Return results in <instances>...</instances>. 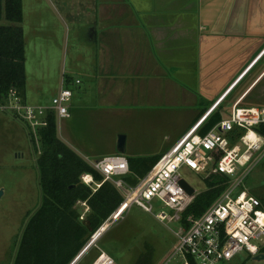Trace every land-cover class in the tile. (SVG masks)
<instances>
[{"label": "crops", "instance_id": "crops-1", "mask_svg": "<svg viewBox=\"0 0 264 264\" xmlns=\"http://www.w3.org/2000/svg\"><path fill=\"white\" fill-rule=\"evenodd\" d=\"M36 1L42 8L33 12L49 16L48 30L62 28L71 45L35 46L33 58L41 63L35 84L24 28L25 101L49 106L63 87L72 89L70 117L57 118V134L84 159L85 151L100 159L118 154V139L98 152L77 136L80 124L97 125L104 118L108 126H140L144 141L171 137L167 151L160 146L142 155L128 154L125 137L127 159L153 160L196 125L203 129L213 104L232 86L221 106L239 88L234 103L240 98L241 105L249 101L248 108L264 103V0ZM10 115L0 112V142L10 133L24 157L29 137Z\"/></svg>", "mask_w": 264, "mask_h": 264}, {"label": "built area", "instance_id": "built-area-1", "mask_svg": "<svg viewBox=\"0 0 264 264\" xmlns=\"http://www.w3.org/2000/svg\"><path fill=\"white\" fill-rule=\"evenodd\" d=\"M76 86L81 84L76 80ZM220 98L209 113L218 110L232 90ZM73 90L63 87L50 106L26 103L16 90L10 92L0 111L9 112L28 127L35 140L48 126V116L69 118L68 104ZM240 98L232 106L229 117H224L208 133L201 134L198 125L188 131L180 142L164 154L148 174L136 185L125 177L131 174L124 154L106 156L90 163L102 180L93 174H83L81 181L96 192L105 182H112L123 196L119 208L91 235L83 251L70 264H80L95 246L100 253L93 264H116L101 251L98 242L106 232L105 226L124 218L133 206L153 214L162 224H178L174 232L176 243L159 264H264L255 257L264 254V207L259 198L244 189V181L264 159V134L258 129L264 125V110L241 105ZM187 169L205 179L221 176L228 179L226 189L201 215L184 217L188 207L200 194L195 190L189 196L181 181V171ZM195 189V188H194ZM160 200L172 213H154L152 203ZM90 211L87 202H78ZM85 219L84 215L80 217Z\"/></svg>", "mask_w": 264, "mask_h": 264}, {"label": "rangeland", "instance_id": "rangeland-1", "mask_svg": "<svg viewBox=\"0 0 264 264\" xmlns=\"http://www.w3.org/2000/svg\"><path fill=\"white\" fill-rule=\"evenodd\" d=\"M34 8H42V4L36 0H23V28H25L30 54L29 65L32 68V71L30 70V78H33L36 84L35 79L41 73V63L39 64L33 58L35 46L40 48L46 43L65 47L66 42H69L70 45L71 43L70 38L67 39L66 32L62 28L57 31L48 30L51 24L48 21L49 16L34 13ZM35 53L37 55V52ZM240 92L241 88L237 89L231 95L232 97L220 106L211 117L215 116L218 111H220L222 118L229 117L234 100ZM46 95L50 97V100L52 99L50 92H46ZM242 106H249V101L242 104ZM255 106L260 110H264V103L256 104ZM12 119L14 121L17 120L18 127L27 132L30 141L29 139L27 140L29 148L28 151L26 150L28 153L24 150V153H26L24 157L22 152L18 153L17 151L16 153L13 144H11L10 133L6 137V142L4 140L0 142V190L4 191V195L0 199V264H14L19 244L28 222L27 215L35 213L43 202L38 169V159L43 148L41 137L38 141L35 140L24 122L18 121L15 116ZM87 121V118H85L83 122L87 123ZM79 127L77 136L81 141L87 143L86 146L88 148L98 149V152L107 149L111 138L119 139V136L127 138L128 154L133 151L135 155H142L141 153L144 151L158 149L160 146L161 148L163 147V151H167L172 145L170 142L171 137L167 140L155 137L154 140H157L156 142L147 137L144 141L142 138L145 136V132L140 126L138 127L130 122H126L121 126L117 123H109L108 126L103 118L97 125L95 123L87 126L80 124ZM165 147L168 148L165 149ZM85 152L87 159H83L86 162L92 163L101 158V156H96L97 154ZM133 158L136 160L141 159ZM181 174L183 179L195 188L198 193H203L207 190L204 177L198 176L187 169H183ZM244 189L261 200L260 197L264 195V159L244 181ZM152 205L154 213L163 211L169 214L172 213L164 207L163 202L160 200L154 201ZM78 210L81 215L85 216L84 220L80 218L79 221L86 223V218L90 211L86 212L85 207L82 205H78ZM178 227L177 223L162 224L156 220L153 214L146 213L141 208L133 206L125 213L123 219L113 223L101 236L98 247L101 251L111 256L116 264H159L174 247L176 243L174 232L178 230ZM99 253V249L94 246L80 264H93Z\"/></svg>", "mask_w": 264, "mask_h": 264}, {"label": "trees", "instance_id": "trees-1", "mask_svg": "<svg viewBox=\"0 0 264 264\" xmlns=\"http://www.w3.org/2000/svg\"><path fill=\"white\" fill-rule=\"evenodd\" d=\"M23 22V0H0V104H5L13 90L26 100ZM222 119L218 111L200 133H208ZM258 131L264 134V125ZM40 136L43 148L38 169L43 202L35 213L27 215L14 264H70L91 234L119 208L123 196L112 182H105L96 192L82 183L81 176L86 173L93 174L97 181L102 177L58 138L54 113L48 116V126L40 131ZM158 160L128 159L131 174L125 177L126 182L136 185ZM205 181L207 190L197 196L184 217L201 215L224 192L228 179L215 176ZM260 198L264 204V195ZM78 202H87L90 208L86 223L79 221Z\"/></svg>", "mask_w": 264, "mask_h": 264}, {"label": "water", "instance_id": "water-1", "mask_svg": "<svg viewBox=\"0 0 264 264\" xmlns=\"http://www.w3.org/2000/svg\"><path fill=\"white\" fill-rule=\"evenodd\" d=\"M126 138L125 136H119L118 139V146H117V152L124 154L126 151ZM181 185L183 186V188L185 189V191L187 192V194L189 196H193L195 193V189L186 181V180H182L181 181ZM4 195V191L0 190V199L1 197ZM83 251V249L81 250V252ZM255 260L257 261H264V254L258 255L255 257Z\"/></svg>", "mask_w": 264, "mask_h": 264}, {"label": "bare ground", "instance_id": "bare-ground-1", "mask_svg": "<svg viewBox=\"0 0 264 264\" xmlns=\"http://www.w3.org/2000/svg\"><path fill=\"white\" fill-rule=\"evenodd\" d=\"M109 229V226L107 225V226H105V231H107Z\"/></svg>", "mask_w": 264, "mask_h": 264}]
</instances>
